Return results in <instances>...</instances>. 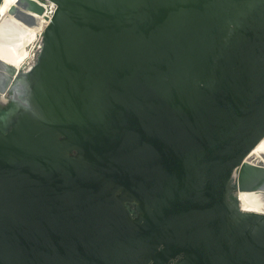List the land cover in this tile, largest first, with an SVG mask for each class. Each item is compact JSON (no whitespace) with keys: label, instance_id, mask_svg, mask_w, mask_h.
<instances>
[{"label":"water","instance_id":"1","mask_svg":"<svg viewBox=\"0 0 264 264\" xmlns=\"http://www.w3.org/2000/svg\"><path fill=\"white\" fill-rule=\"evenodd\" d=\"M50 1L0 61V264H264V166L224 169L264 139V0Z\"/></svg>","mask_w":264,"mask_h":264},{"label":"bare ground","instance_id":"2","mask_svg":"<svg viewBox=\"0 0 264 264\" xmlns=\"http://www.w3.org/2000/svg\"><path fill=\"white\" fill-rule=\"evenodd\" d=\"M55 10L56 5L50 0H3L0 6V29L13 34L15 38L11 39V44L0 42V61L18 71L32 60L40 37ZM244 160L254 166H264V139L248 157L245 152L237 151L226 162L225 175L231 186L236 185L237 170ZM237 196L242 211L264 215V191L243 192Z\"/></svg>","mask_w":264,"mask_h":264},{"label":"flooded vegetation","instance_id":"3","mask_svg":"<svg viewBox=\"0 0 264 264\" xmlns=\"http://www.w3.org/2000/svg\"><path fill=\"white\" fill-rule=\"evenodd\" d=\"M43 31V30H42ZM41 31V32H42ZM8 34V36H7ZM40 33L34 38L33 41V45L37 42V39L39 37ZM15 38V36L7 31H5L4 29H0V42H5V43H12V40ZM3 80L0 77V84H2ZM12 93L10 92L9 94V98H5L2 95H0V114L7 108L8 104L10 103V98H11ZM130 209L134 208V205L130 204L129 205ZM182 259V256H176L174 258L168 259L160 264H178L179 261Z\"/></svg>","mask_w":264,"mask_h":264},{"label":"built area","instance_id":"4","mask_svg":"<svg viewBox=\"0 0 264 264\" xmlns=\"http://www.w3.org/2000/svg\"><path fill=\"white\" fill-rule=\"evenodd\" d=\"M41 38H42V36L40 37V41H41ZM40 41H39V43H40ZM39 43L37 44V48H36V50L38 49V47H39ZM36 50H35V52H36ZM35 52H34V54H35ZM34 58V57H33ZM32 63H33V59L32 60H29L19 71H23V70H30V68H31V66H32ZM11 87H9V89L4 93V94H0V95H3L5 98H9V94H10V92H11Z\"/></svg>","mask_w":264,"mask_h":264}]
</instances>
